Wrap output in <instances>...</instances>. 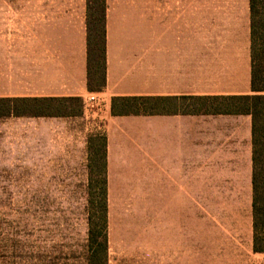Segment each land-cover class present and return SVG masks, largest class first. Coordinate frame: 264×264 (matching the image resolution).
Here are the masks:
<instances>
[{"label":"crops","instance_id":"crops-1","mask_svg":"<svg viewBox=\"0 0 264 264\" xmlns=\"http://www.w3.org/2000/svg\"><path fill=\"white\" fill-rule=\"evenodd\" d=\"M87 17V0H0V98L103 99L89 131L105 137V264H264L250 114L110 111L113 96L258 93L250 0H105L101 91L87 88Z\"/></svg>","mask_w":264,"mask_h":264},{"label":"rangeland","instance_id":"rangeland-1","mask_svg":"<svg viewBox=\"0 0 264 264\" xmlns=\"http://www.w3.org/2000/svg\"><path fill=\"white\" fill-rule=\"evenodd\" d=\"M89 125L0 120V264H89V219L101 222L103 200V130Z\"/></svg>","mask_w":264,"mask_h":264},{"label":"trees","instance_id":"trees-1","mask_svg":"<svg viewBox=\"0 0 264 264\" xmlns=\"http://www.w3.org/2000/svg\"><path fill=\"white\" fill-rule=\"evenodd\" d=\"M86 22L87 88L101 91L106 84L105 0H87ZM252 89L258 93L229 96H113V115L171 113L179 105L183 112L243 113L252 118V184L254 250L264 251V0H250ZM78 103L77 111L72 109ZM79 96L0 98V118L9 116L66 117L82 115ZM102 167L105 176V137L102 138ZM101 222L89 219V264L107 260L106 199L102 183ZM100 253L98 258L97 254Z\"/></svg>","mask_w":264,"mask_h":264},{"label":"built area","instance_id":"built-area-1","mask_svg":"<svg viewBox=\"0 0 264 264\" xmlns=\"http://www.w3.org/2000/svg\"><path fill=\"white\" fill-rule=\"evenodd\" d=\"M103 106V99L97 92H90L83 99V115L84 118L89 120V128L90 129H98L97 125L99 122L96 120H100L101 108ZM100 129V128H99Z\"/></svg>","mask_w":264,"mask_h":264}]
</instances>
